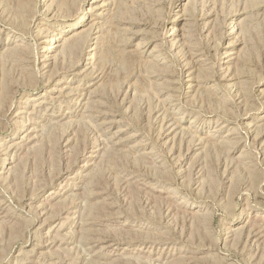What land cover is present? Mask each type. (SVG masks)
Wrapping results in <instances>:
<instances>
[{
    "label": "rangeland",
    "instance_id": "rangeland-1",
    "mask_svg": "<svg viewBox=\"0 0 264 264\" xmlns=\"http://www.w3.org/2000/svg\"><path fill=\"white\" fill-rule=\"evenodd\" d=\"M92 1L0 0V264H264V0Z\"/></svg>",
    "mask_w": 264,
    "mask_h": 264
},
{
    "label": "bare ground",
    "instance_id": "bare-ground-1",
    "mask_svg": "<svg viewBox=\"0 0 264 264\" xmlns=\"http://www.w3.org/2000/svg\"><path fill=\"white\" fill-rule=\"evenodd\" d=\"M62 1V0H61ZM100 0H93L92 2H99ZM103 2L104 1H102V4H103ZM95 5L93 8L94 9H98V8H101V6H103V5ZM180 4V3H179ZM178 6V5H177ZM180 6V5H179ZM93 10V9H92ZM81 12V11H80ZM181 14H178V16L177 17H175L174 19H173V21H175V20H177L178 22H183L182 23V25H181V27L180 28H175L174 29V27H172L171 29H173L171 32L170 31H168L167 32V34L164 36V38H167V37H169V36H172L173 34H175V35H177V33L179 32V31H182V33L181 32H179V33H181L180 34V37H187L188 35H187V33H188V31H189V26H190V23H189V19H188V17H187V13L184 11V9H182L181 11ZM101 14V12L100 13H97L96 14V16H99ZM91 17L90 16H87V17H85L84 16V14L82 15H80L79 17H78V20L80 21V20H89ZM184 21H188L187 23H184ZM233 29V28H232ZM175 31H178V32H175ZM231 31V30H230ZM229 31V32H230ZM59 35V34H58ZM81 37V36H80ZM82 37H83V35H82ZM173 37V36H172ZM70 38V37H69ZM175 38V37H174ZM63 40L64 41V43H65V40H66V38H63V37H60V36H58L56 39H55V41L54 42H52V47H46L45 48V52L47 53V52H50V51H52V50H54L55 48H58V46H59V44H56V41H59V40ZM82 39V38H81ZM60 40V41H61ZM51 42V41H50ZM152 42V41H151ZM59 43V42H58ZM61 45H64L63 43L61 44ZM83 43H81L80 42V39H79V36L78 37H73V38H71V39H69L68 40V43L63 47V49H62V51L63 52H66L68 55H72V54H74V53H81L82 51H83ZM60 47V46H59ZM153 47H155V46H153ZM14 48V47H13ZM12 48V49H13ZM20 49V48H19ZM16 50V49H15ZM59 50H60V48H59ZM14 51V50H13ZM16 53H17V51H16ZM65 53V54H66ZM233 52H228L227 53V57H229V56H231V54H232ZM14 55H16V54H14ZM89 55H91V54H88V56H86V58L85 59H83L84 61L82 62V63H80V62H78L77 63V65H78V67H82L83 65H85V64H88V61H90L91 60V57H89ZM43 57H45V58H48V57H50V55L49 56H47V55H43ZM52 57V56H51ZM95 60V59H94ZM231 60V58L230 59H228V60H226L225 62H229ZM93 62V61H92ZM90 63V62H89ZM89 65V64H88ZM227 65V64H226ZM87 66V65H86ZM188 80H190V85L192 86V81H194L195 80V77H191L190 79H188ZM165 81H167V80H165ZM171 81V80H170ZM169 81V82H170ZM196 81V80H195ZM189 84V83H188ZM64 85H66V84H64ZM67 87V86H66ZM64 88V87H63ZM59 92H62V87H61V89L59 88V89H57ZM64 91V90H63ZM89 91H91V90H89ZM88 91V92H89ZM94 97V94L93 93H91L90 94V97L89 96H87V99L88 98H93ZM27 99L28 98H26V99H23L22 101H20V106H19V113L18 114H22V113H24V110L27 108V106H28V102H27ZM29 100V99H28ZM92 102H95V100L93 101L92 99H90L89 100V103L88 104H90V103H92ZM26 111V110H25ZM61 118H65V117H67V115L66 114H62L61 116H60ZM29 133V132H28ZM30 134V133H29ZM26 137H27V134H26ZM30 138V137H29ZM32 138V137H31ZM139 144V143H138ZM137 144V145H138ZM144 147V146H143ZM3 160L4 161H2V163H1V165H0V169H2V168H4V169H7V168H9V164H10V162H9V160L8 161H6L5 162V160H6V158L4 157L3 158ZM87 163V162H86ZM85 163V164H86ZM88 166V165H87ZM63 183V182H62ZM63 185V184H62ZM61 189V183H59L58 185H56L55 186V188H53V190H51L50 192H49V194H48V197H49V199H55L56 197H57V195L59 194V190ZM89 191H91V190H89ZM92 192H93V190H92ZM87 193V192H86ZM93 193H95V192H93ZM93 193H91V194H93ZM90 193H88V195H89ZM167 196V195H166ZM92 197V196H91ZM97 201V200H96ZM100 203V202H99ZM100 204H102V203H100ZM95 205V206H94ZM99 205H97V204H95V202H94V204H93V206H90V207H98ZM193 208H194V205L193 206H191V207H189V209H191V210H193ZM98 211V210H97ZM86 230V229H85ZM87 231V230H86ZM90 230H88V232H89ZM91 232V231H90ZM85 233V232H84ZM95 233V232H94ZM93 234V233H92ZM101 234V233H100ZM93 235H95V234H93ZM90 236V235H89ZM88 236V237H89ZM112 242V240L111 239H105V238H99V240H94L93 242H92V244H91V246H94V245H96V244H101V243H103V244H106V246L107 247H112V251L114 252V255H115V257H117L118 258V256H120L122 253H124V250H125V247L126 246H123L122 245V243H119V242H116V243H114V244H112L111 242ZM95 243V244H94ZM114 257V256H113ZM180 257V256H179ZM177 260V259H176Z\"/></svg>",
    "mask_w": 264,
    "mask_h": 264
}]
</instances>
